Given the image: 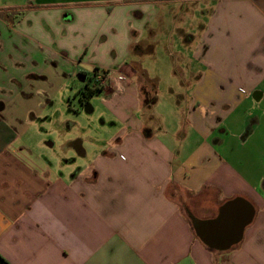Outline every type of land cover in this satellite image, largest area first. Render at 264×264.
Segmentation results:
<instances>
[{
    "label": "crops",
    "instance_id": "crops-1",
    "mask_svg": "<svg viewBox=\"0 0 264 264\" xmlns=\"http://www.w3.org/2000/svg\"><path fill=\"white\" fill-rule=\"evenodd\" d=\"M199 1L183 71L156 63L174 83L164 119L129 62L155 55L160 0H0V264H264V0ZM101 72L114 132L88 158L66 141L87 161L73 171L37 123Z\"/></svg>",
    "mask_w": 264,
    "mask_h": 264
},
{
    "label": "rangeland",
    "instance_id": "rangeland-1",
    "mask_svg": "<svg viewBox=\"0 0 264 264\" xmlns=\"http://www.w3.org/2000/svg\"><path fill=\"white\" fill-rule=\"evenodd\" d=\"M161 2V3H160ZM156 6L159 9V15L155 17V21L151 25L158 31V42L153 45L155 55L151 57V54L145 53L142 59H138L134 56L129 58V62L141 61L143 63L142 69L146 73L147 79L152 81L156 91L159 92L161 102L157 106L158 110L165 116L164 119L168 118V113L164 110L166 107V94L168 90V84H174L166 76V67H162V72L159 76L154 75L155 68L157 67L158 60H167L169 65H173L174 71L178 75L183 71V63L180 62V56L177 54L179 51L187 54V46L183 44L182 39L184 36L181 33H188L194 35L196 33V22L200 19L205 21L206 17L205 6L207 3L199 0H160ZM208 9V7L206 8ZM170 11L172 13H170ZM202 11V12H201ZM165 29V32L163 31ZM166 30L172 34V41L169 49L165 43ZM175 38H180V43L173 44ZM187 51V52H186ZM147 52V50H145ZM169 53H171L169 55ZM189 54V53H188ZM181 70V71H180ZM176 75V76H177ZM148 80V81H149ZM88 83V82H87ZM92 86L94 82H89ZM81 86V82L78 79L68 81L66 88L60 90L58 97L54 100L52 106L46 108L45 115L48 118L43 117L42 121L37 123V138L43 139L45 142L52 143L54 145L53 153L59 155L60 163L66 164L71 170H77L82 168L87 163L86 158L79 157L74 150H65L63 144L68 141H74L76 139L83 140V148L86 151V157L93 156L104 144L108 138L113 134V125L109 122V119L103 124V117L100 115L101 105L100 98L101 94H94L90 100L84 104L80 102L77 88ZM165 92V93H164ZM92 107V112H87L86 108ZM44 115V116H45ZM156 120V125L164 124L170 129L174 128V125H169L157 114L153 115ZM158 131V130H157ZM35 138V133L33 134ZM52 149L43 148L42 152L46 158L49 159V154ZM53 166H56L55 161Z\"/></svg>",
    "mask_w": 264,
    "mask_h": 264
},
{
    "label": "trees",
    "instance_id": "trees-1",
    "mask_svg": "<svg viewBox=\"0 0 264 264\" xmlns=\"http://www.w3.org/2000/svg\"><path fill=\"white\" fill-rule=\"evenodd\" d=\"M142 79H143V76H142ZM141 88L143 90V94H144L143 98L146 101V103L152 104L153 101L155 100V97L150 96L151 95L150 91L152 90L153 92H155L154 83L147 81L144 77ZM100 90L101 89L96 84H93L92 87H88L86 85L83 90L78 91L80 95L79 97L80 102L86 104L88 102V99L91 98L94 94H96V92H99Z\"/></svg>",
    "mask_w": 264,
    "mask_h": 264
},
{
    "label": "built area",
    "instance_id": "built-area-1",
    "mask_svg": "<svg viewBox=\"0 0 264 264\" xmlns=\"http://www.w3.org/2000/svg\"><path fill=\"white\" fill-rule=\"evenodd\" d=\"M111 77H112V74H110L109 72L107 73L101 72L97 74L96 81H95L96 85H98L100 89L104 88V86L106 85V81L110 79Z\"/></svg>",
    "mask_w": 264,
    "mask_h": 264
},
{
    "label": "water",
    "instance_id": "water-1",
    "mask_svg": "<svg viewBox=\"0 0 264 264\" xmlns=\"http://www.w3.org/2000/svg\"><path fill=\"white\" fill-rule=\"evenodd\" d=\"M194 222V225H195V228H197V231H199V234H200V228L198 227V222H196V221H193ZM221 221H218V222H216V223H212V225H213V228H215V231H218L219 230V227H220V225H218L219 223H220ZM237 228L238 229H241L242 228V226L241 225H238L237 226ZM213 230V229H212ZM204 235L205 234H203V235H201L202 237H203V239L206 241V242H209L208 240H210L209 239V237H211V236H207L206 235V237H207V239L204 237ZM209 235V234H208ZM212 240V239H211Z\"/></svg>",
    "mask_w": 264,
    "mask_h": 264
}]
</instances>
